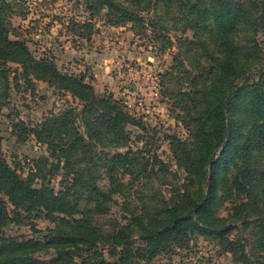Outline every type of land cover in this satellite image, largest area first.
Segmentation results:
<instances>
[{"label":"trees","instance_id":"16d2710c","mask_svg":"<svg viewBox=\"0 0 264 264\" xmlns=\"http://www.w3.org/2000/svg\"><path fill=\"white\" fill-rule=\"evenodd\" d=\"M86 1L92 11L106 9L113 25L144 21L141 12L153 11L152 24L174 21L194 31L180 39L167 73L183 70L180 79L188 84L178 82L173 96L186 114L189 138H171L186 181H167L172 173L158 157L130 147L128 126L143 127L121 99L98 94L86 77L63 73L52 59L34 56L25 40L13 39L18 35L8 2L0 0V65L19 64L26 77L56 85L82 103L81 110L51 113L37 126L13 124L21 142L33 135L47 146L54 170L65 171L60 190L45 181L46 173L36 186L37 175L24 177L13 168L0 135V264L150 262L194 234L220 240L241 264H264V0ZM160 174L166 179L153 190ZM166 184L176 187L161 188ZM116 196L126 199L127 214L105 224ZM227 201L237 202L222 217L219 208ZM23 212H37L54 227L38 229ZM242 220L254 231L253 253L243 236L231 238L232 223ZM12 222L28 224L40 236L5 234ZM135 237L143 243L137 249Z\"/></svg>","mask_w":264,"mask_h":264},{"label":"rangeland","instance_id":"374dc122","mask_svg":"<svg viewBox=\"0 0 264 264\" xmlns=\"http://www.w3.org/2000/svg\"><path fill=\"white\" fill-rule=\"evenodd\" d=\"M6 1L8 19L18 35L13 34L12 38L25 40L34 56L52 59L63 73L86 77L98 94L111 93L122 101L130 96L144 99V110L140 114H132L140 120L143 128L128 126L131 132L129 145L134 151H145L143 155L158 157L171 171L167 179L160 174V178L153 181V190L158 189L163 179L173 183L178 180L176 186H181L186 181V172L174 159L171 138L177 136L185 140L189 138V132L183 118L186 114L173 95L178 90V82L185 86L188 84L180 79H184L183 70L167 73L174 64L180 39L192 37L194 31L189 28L185 32V26L174 21L156 20V24H152L155 19L153 11L141 12L144 21L113 25L108 21L106 9L92 11L86 0ZM10 4L11 9L8 8ZM259 41L264 50L262 35ZM187 67L191 69L188 64ZM0 69V135L4 156L24 177L37 175L36 186L43 183L42 176L46 173L45 181L51 180V187L60 190L65 171L54 170L47 146L38 142L33 135L21 142L13 130V124L22 121L27 127L37 126L51 113L60 114L72 107L81 110L82 103L56 85L33 76L26 77L19 64L9 62L0 65ZM171 75L174 79H171ZM4 77H7L6 80ZM158 91L159 94H155ZM128 150L129 147L120 149L122 152ZM38 165L42 167V172H39ZM173 186L166 184L160 187L168 190ZM115 199L109 217L104 219L105 224L115 218L122 219L127 214L123 212L126 199L120 196ZM235 202L227 201L219 208V215L228 217ZM8 205L10 209L13 208L9 202ZM23 215L28 216L24 212ZM27 221L42 230L54 227L53 222L37 212L30 214ZM245 222L232 223L236 228L231 238L243 236L248 252L253 253L254 231ZM5 234L20 238L40 236L28 224L15 222L6 227ZM142 244L135 237L134 248ZM106 258L111 262L115 260L107 250ZM129 264L241 262L220 244V240L194 234L186 238L182 247L162 252L150 262L132 257Z\"/></svg>","mask_w":264,"mask_h":264},{"label":"built area","instance_id":"2783aa9c","mask_svg":"<svg viewBox=\"0 0 264 264\" xmlns=\"http://www.w3.org/2000/svg\"><path fill=\"white\" fill-rule=\"evenodd\" d=\"M155 94H159V91L156 92ZM123 102L128 108V111L130 112V114H135V112L140 114L141 111H143L146 106L143 98L137 99L135 96L133 97L130 96L127 99H125Z\"/></svg>","mask_w":264,"mask_h":264}]
</instances>
